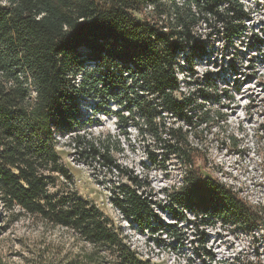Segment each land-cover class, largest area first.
Returning a JSON list of instances; mask_svg holds the SVG:
<instances>
[{
    "label": "trees",
    "instance_id": "obj_1",
    "mask_svg": "<svg viewBox=\"0 0 264 264\" xmlns=\"http://www.w3.org/2000/svg\"><path fill=\"white\" fill-rule=\"evenodd\" d=\"M249 21L241 0H0V220L44 228L24 264H154L134 251L122 225L70 192L62 140L75 161L110 182L112 204L132 230L181 242L184 233L166 224L167 213L193 228L208 262L215 261L209 230H264L263 206L204 176L207 158L192 135L211 119L199 103L208 101L210 81L206 76L197 98L180 80L181 62L203 59L217 40L227 49L243 43ZM252 40L251 49L264 44ZM88 99L98 101L94 113L110 115L116 104L120 125H134L183 168L182 184L165 191V203L148 176L116 160L119 143L89 131ZM149 160L158 163L153 153ZM56 230L66 235L48 236ZM4 231L0 226V237Z\"/></svg>",
    "mask_w": 264,
    "mask_h": 264
},
{
    "label": "rangeland",
    "instance_id": "obj_2",
    "mask_svg": "<svg viewBox=\"0 0 264 264\" xmlns=\"http://www.w3.org/2000/svg\"><path fill=\"white\" fill-rule=\"evenodd\" d=\"M241 1L250 13L247 39L232 49L217 40L215 48H210L211 52L203 59L181 62L180 80L184 92L196 93L197 98L200 96L198 90L206 89L203 85L205 77L210 81L209 99H200L199 103L206 104L211 119L208 125L198 127L192 135V141L203 149L207 158L204 176L219 179L253 204L264 207V44L258 49L249 47L254 36L264 43V1ZM137 18L144 19L142 15ZM94 109H100L97 100L84 101V112L95 120L89 131L103 139L111 136L113 142L119 143L122 151L114 153L116 160L135 174L148 176L155 195L165 203V191L182 184L183 168L173 159L167 160L156 149L154 141L134 125H120L115 113L121 109L116 104L111 103L107 109L110 115L94 113ZM67 141L62 140L58 151L63 165L73 177L70 192L96 205L116 225H122L134 251L142 259L154 264H227L239 258L264 262V230L253 236L220 225L209 230L207 250L214 254L215 261L208 262L203 253L204 246L199 243L193 228L175 223L167 213L163 214L166 224L184 233L181 242L170 233L152 235L130 229L112 204L110 182L105 183L103 174L75 161ZM152 153L158 158L156 165L149 160ZM0 226L5 228L0 237V258L6 264H24L23 257H29V251L38 244L44 228L28 219L18 223L1 219ZM47 234L51 238L66 235L59 230Z\"/></svg>",
    "mask_w": 264,
    "mask_h": 264
}]
</instances>
